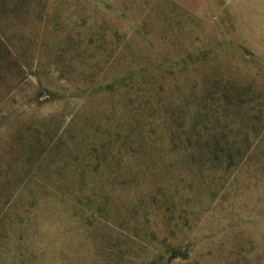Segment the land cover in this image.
<instances>
[{
	"label": "rangeland",
	"instance_id": "374dc122",
	"mask_svg": "<svg viewBox=\"0 0 264 264\" xmlns=\"http://www.w3.org/2000/svg\"><path fill=\"white\" fill-rule=\"evenodd\" d=\"M0 42V264H264V0H0Z\"/></svg>",
	"mask_w": 264,
	"mask_h": 264
},
{
	"label": "trees",
	"instance_id": "16d2710c",
	"mask_svg": "<svg viewBox=\"0 0 264 264\" xmlns=\"http://www.w3.org/2000/svg\"><path fill=\"white\" fill-rule=\"evenodd\" d=\"M9 55H10L9 51H7V49H4L2 46V43L0 42V83H1L2 79L4 80V78H3L4 71L7 68H9V66L10 67L13 66V68H15V66H16L15 61L12 60Z\"/></svg>",
	"mask_w": 264,
	"mask_h": 264
}]
</instances>
